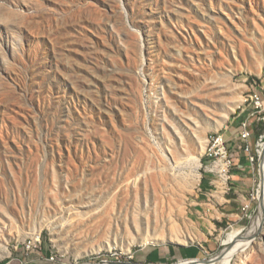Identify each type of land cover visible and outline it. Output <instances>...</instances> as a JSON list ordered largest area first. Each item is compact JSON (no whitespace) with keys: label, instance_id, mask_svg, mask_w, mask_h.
I'll use <instances>...</instances> for the list:
<instances>
[{"label":"rangeland","instance_id":"rangeland-1","mask_svg":"<svg viewBox=\"0 0 264 264\" xmlns=\"http://www.w3.org/2000/svg\"><path fill=\"white\" fill-rule=\"evenodd\" d=\"M254 95L264 0H0V264H264Z\"/></svg>","mask_w":264,"mask_h":264},{"label":"built area","instance_id":"built-area-1","mask_svg":"<svg viewBox=\"0 0 264 264\" xmlns=\"http://www.w3.org/2000/svg\"><path fill=\"white\" fill-rule=\"evenodd\" d=\"M252 101L256 110L263 109V101L258 95H254V97H252ZM237 136L243 144V151L246 153L248 161L253 163L254 157L251 153V147L249 145L252 132L248 121H243L241 123L240 131ZM204 160L208 172L210 174L217 175L221 180V183L227 185L231 181V171L235 166V162L234 156L230 152L225 136L212 138L211 152L209 154H204ZM248 204L249 203H246L242 207V211L245 212L244 215H246L249 210Z\"/></svg>","mask_w":264,"mask_h":264},{"label":"bare ground","instance_id":"bare-ground-1","mask_svg":"<svg viewBox=\"0 0 264 264\" xmlns=\"http://www.w3.org/2000/svg\"><path fill=\"white\" fill-rule=\"evenodd\" d=\"M219 137H221V136H215L213 138H219ZM211 146H212V138L208 143L205 154H209L211 152ZM263 154H264V146L262 148L261 155H263ZM260 174L263 178V184L261 187V194L264 197V166H263V169L261 170ZM258 226L259 227H258L257 231L253 232L254 229L249 230L246 235H241L242 232L240 230H238L237 232H235L233 234H228L226 236V239L223 241V244L226 246V248L216 258L214 257L210 261L190 259V260H185L183 262H179L178 264H230L231 259L235 255H237L239 252H242V250H244V249H246V250L248 249L247 247L250 244V242L247 239L255 236V234L260 232L262 227L260 225H258Z\"/></svg>","mask_w":264,"mask_h":264},{"label":"water","instance_id":"water-1","mask_svg":"<svg viewBox=\"0 0 264 264\" xmlns=\"http://www.w3.org/2000/svg\"><path fill=\"white\" fill-rule=\"evenodd\" d=\"M260 159H261V164H262V162H263V160H262V157H261V155H260ZM261 205H262V200L260 199V207H261ZM259 207V208H260ZM217 257V256H216ZM215 257V258H216ZM212 259V258H211ZM211 259H209V260H207V261H210ZM104 263V262H103ZM108 263H111V264H120V263H112V262H108Z\"/></svg>","mask_w":264,"mask_h":264}]
</instances>
